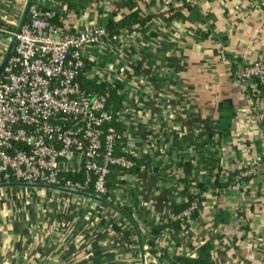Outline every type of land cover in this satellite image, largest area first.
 Instances as JSON below:
<instances>
[{
    "label": "crops",
    "instance_id": "0c3cea01",
    "mask_svg": "<svg viewBox=\"0 0 264 264\" xmlns=\"http://www.w3.org/2000/svg\"><path fill=\"white\" fill-rule=\"evenodd\" d=\"M34 2L0 0V65ZM64 3L50 0L40 11L69 32L106 28L129 8L148 18L117 44L119 54L86 56L85 78L109 75L123 91L134 166L117 172L106 204L56 189L0 187V264H168L196 260L202 246L208 264H264L263 167L238 189L214 193L197 217L169 225L187 204L185 182L226 183L264 161L252 83L233 75L239 65L264 63V0Z\"/></svg>",
    "mask_w": 264,
    "mask_h": 264
},
{
    "label": "built area",
    "instance_id": "2783aa9c",
    "mask_svg": "<svg viewBox=\"0 0 264 264\" xmlns=\"http://www.w3.org/2000/svg\"><path fill=\"white\" fill-rule=\"evenodd\" d=\"M49 1L35 0L27 7L26 21L17 33H11L14 45L0 72V184H43L82 193L89 189L87 194L106 198L111 168L117 167L121 176L134 166L125 149L133 130L124 120L121 88L116 89L122 97L120 108L115 115L108 109L109 90L116 86L109 75L96 82L106 87L102 92L83 89L79 78L89 75L86 56L90 50L119 54L117 44L130 36L127 31L110 36L100 25L65 31L42 15L40 6ZM233 75L237 82L252 83L249 101L257 121H264L259 111L264 99V63L239 65ZM117 147L126 155L116 154ZM259 167L264 168V161L240 171L229 187L238 189ZM72 175L82 179H66ZM199 183L205 184L204 190L198 189ZM185 190L187 206L172 216L179 225L193 219V214L197 217L205 201L220 191L214 178L191 180ZM258 191L264 199V182Z\"/></svg>",
    "mask_w": 264,
    "mask_h": 264
},
{
    "label": "trees",
    "instance_id": "16d2710c",
    "mask_svg": "<svg viewBox=\"0 0 264 264\" xmlns=\"http://www.w3.org/2000/svg\"><path fill=\"white\" fill-rule=\"evenodd\" d=\"M54 1H58L59 3H64V2H68V6H74L76 7V4H81V0H54ZM64 3V4H66ZM127 6H129V4H126ZM129 13L124 14L122 17H120L115 23L111 24L110 26L106 27V31L107 33L111 36V35H117L119 34L121 31H127V32H133L135 30V28H137V26L143 27L147 22H148V18H144L142 17L139 12L136 9H131L129 8ZM51 24L58 26L59 25L56 23L55 20H50L47 19ZM8 28V27H7ZM86 64L88 65V63L86 62ZM79 80L81 81L80 84L83 87V89L85 90H89V91H93V92H102L106 89L105 86L103 85H97L95 82H92L90 79L87 80L85 77H80ZM119 88V87H118ZM117 86H115L114 89L110 88V99L108 101V109H110L112 111V113L115 115L117 110L120 108L121 104H122V97L120 95L117 94ZM117 129H121L119 124H115ZM116 154L121 155L124 154L122 151L119 150V148H116L115 151ZM126 155V154H124ZM129 154H127L126 156H128ZM131 160H134L133 158ZM117 172H119V169L117 167H112L110 170V173L106 179V188L108 190L111 189V187L113 186V183L116 182V174ZM237 176V175H236ZM235 176V177H236ZM234 177V178H235ZM70 178L71 180H81L82 177L80 175H72L70 176H66V179ZM233 178V179H234ZM232 180H229L226 183H221L219 182V180L217 178H214V184L215 187L220 189V191L227 187L228 185H231ZM188 186V182H185ZM205 184L204 183H199L198 184V189L199 190H204L205 189ZM219 191V192H220ZM87 193H91V190L86 189ZM186 205H182L180 207H178L176 209L175 212L179 211L180 209H184ZM181 210V211H182ZM180 212V211H179ZM196 217V214L192 215V218ZM172 226H177L178 222H170ZM200 252L202 254H200L199 258H197L196 260H189L186 258H183L181 256H176L172 259V261H170L168 264H179V263H186V264H208L209 263V246H202Z\"/></svg>",
    "mask_w": 264,
    "mask_h": 264
},
{
    "label": "water",
    "instance_id": "95a60500",
    "mask_svg": "<svg viewBox=\"0 0 264 264\" xmlns=\"http://www.w3.org/2000/svg\"><path fill=\"white\" fill-rule=\"evenodd\" d=\"M26 12H27V7L25 8L24 13H23V17H22L18 27L15 30L16 33L18 32L19 26L22 24V22L26 16ZM13 45H14V38L11 39V42H10V45H9L7 51H6L5 57L2 61V64L0 65V72H1L5 62L7 61L8 57L10 56ZM8 186H22V187H28V188H43V189H54V190L56 189L55 187H51V186L43 185V184H30V183H4V184H0V187H8ZM56 190L63 191V192L69 193V194L78 195V196H84V197H87V198L93 199L95 201L106 204L104 199L95 197V196L87 194V193L76 192V191H71V190H67V189H56ZM142 264H144V260H142Z\"/></svg>",
    "mask_w": 264,
    "mask_h": 264
}]
</instances>
